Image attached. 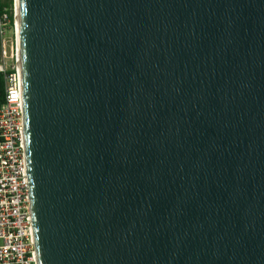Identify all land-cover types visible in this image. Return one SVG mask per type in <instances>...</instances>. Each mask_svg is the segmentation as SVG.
Here are the masks:
<instances>
[{"label":"water","instance_id":"obj_1","mask_svg":"<svg viewBox=\"0 0 264 264\" xmlns=\"http://www.w3.org/2000/svg\"><path fill=\"white\" fill-rule=\"evenodd\" d=\"M38 264H264V0H17Z\"/></svg>","mask_w":264,"mask_h":264},{"label":"built area","instance_id":"obj_2","mask_svg":"<svg viewBox=\"0 0 264 264\" xmlns=\"http://www.w3.org/2000/svg\"><path fill=\"white\" fill-rule=\"evenodd\" d=\"M17 0L0 12V264H38L27 176Z\"/></svg>","mask_w":264,"mask_h":264},{"label":"trees","instance_id":"obj_3","mask_svg":"<svg viewBox=\"0 0 264 264\" xmlns=\"http://www.w3.org/2000/svg\"><path fill=\"white\" fill-rule=\"evenodd\" d=\"M14 0H0V12L5 6L12 7ZM5 102V79L0 73V106Z\"/></svg>","mask_w":264,"mask_h":264}]
</instances>
